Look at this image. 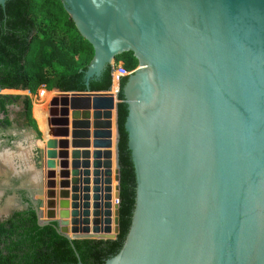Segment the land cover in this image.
Segmentation results:
<instances>
[{
  "label": "water",
  "instance_id": "95a60500",
  "mask_svg": "<svg viewBox=\"0 0 264 264\" xmlns=\"http://www.w3.org/2000/svg\"><path fill=\"white\" fill-rule=\"evenodd\" d=\"M62 2L94 55L86 92L53 91L62 98L48 109L54 140L40 148L47 182L33 209L39 226L55 223L71 244L116 239L109 119L114 109L119 200V91L91 92L89 84L132 53L138 68L123 96L135 205L120 252L105 264H264V0ZM5 92L21 91L0 89V98ZM91 137L92 154L81 145Z\"/></svg>",
  "mask_w": 264,
  "mask_h": 264
},
{
  "label": "trees",
  "instance_id": "16d2710c",
  "mask_svg": "<svg viewBox=\"0 0 264 264\" xmlns=\"http://www.w3.org/2000/svg\"><path fill=\"white\" fill-rule=\"evenodd\" d=\"M93 55L92 46L79 34L62 0H6L5 7L0 8V89L36 94L40 88H44L32 106V113L28 98H25V105L29 123L38 135L42 134L46 143L53 137L52 129L47 125L48 114L45 108L60 98L53 91L86 92L84 74ZM115 62H122L128 72L138 68V61L132 53L117 57ZM127 78L120 79V103L117 105L120 191L119 231L116 239L75 240L71 244L67 238L58 234L55 223L40 227L34 210L28 209L0 222V264H105L120 252L130 230L136 191L135 172L125 131L128 110L124 103L123 89ZM111 87L110 67L100 80L89 84L91 92H108ZM0 109L5 110L3 100H0ZM111 118V195L114 200V111ZM113 220L114 216L111 217V224Z\"/></svg>",
  "mask_w": 264,
  "mask_h": 264
},
{
  "label": "flooded vegetation",
  "instance_id": "af4514ba",
  "mask_svg": "<svg viewBox=\"0 0 264 264\" xmlns=\"http://www.w3.org/2000/svg\"><path fill=\"white\" fill-rule=\"evenodd\" d=\"M4 97L0 98V100H3L5 103V110L0 109V126H4V128H8L9 131L3 132L2 130H0L2 131V137L0 133V140L2 141L0 145V152H3L5 149L17 150L15 148V145L18 142H20L21 139L25 138L24 134L23 136H21L17 133V130L21 128L25 130L27 129L33 131L36 134L35 141H38L39 140L38 133L34 129L33 125L29 123L26 116L25 98L23 96L8 95V94H6ZM12 132H14L15 134H12ZM91 139L92 138L83 139L82 141L83 143L81 145L89 146L91 148L93 146L92 145L93 140L91 141ZM41 148H43V142L41 143ZM90 148L86 151L90 152ZM42 162H43L42 155L40 149L38 148L36 151V159H35L36 170H34V172L30 174V176H23L21 163L20 162L17 163V168H16L17 174L15 176L10 177L9 179L10 185L7 186V191L5 193L8 196L9 195L12 196L13 194L16 195L17 206H15V208H12V210H6L7 212L6 215L8 214L9 215L8 216L3 215L2 218H0V222L11 217L13 214L17 212H25L28 209H34L41 202V197L38 196V194L43 190L45 191V188L43 189V185H45L47 182L46 179L44 178L45 175L44 177L42 175L41 176L39 175L43 167ZM4 180L5 177H1V181ZM7 195H5V197L3 198L4 200L6 197H8ZM4 200L0 202L1 207L5 205Z\"/></svg>",
  "mask_w": 264,
  "mask_h": 264
},
{
  "label": "crops",
  "instance_id": "0c3cea01",
  "mask_svg": "<svg viewBox=\"0 0 264 264\" xmlns=\"http://www.w3.org/2000/svg\"><path fill=\"white\" fill-rule=\"evenodd\" d=\"M69 120H70L69 129H70V133H71V122H72L71 116L69 117ZM17 133L21 136H23V134H24V136H25V138L21 139L20 142H18L15 145V148L17 150L5 149L3 152H0V202L2 200H4L3 198L5 197V195H7L5 193L7 191V186L10 185V183H9L10 177L15 176L17 174L16 173L17 163H19V162L21 163L23 176H30V174H32L34 172V170H36L35 159H36V151H37L36 149H38L37 148L38 141H35L36 134L31 130H27V129L25 130L22 128L17 130ZM12 134H15V133L12 132ZM56 140L59 141L61 139H56ZM65 140H68V144H69L68 150H67V153H68V157H67L68 170L67 171L70 174L68 181H71V172H72L71 165L73 162L72 153L74 152L72 145H71L72 144L71 135L69 136L68 139H65ZM91 141H92V139H91ZM1 142L2 141L0 140V145H1ZM93 151L94 150L91 147L90 148L91 154L93 153ZM57 152H59V150ZM55 161L57 162V164L62 162L58 159H56ZM78 162L81 163V161H78ZM89 162H90V171L92 172V169H93L92 168V165H93L92 156H91ZM78 167H79V171L84 170V169H82L81 165H78ZM54 172L56 173V178H55L56 188L54 191L56 192V194H58V193L62 192V190H60V183L63 182L62 179L60 178V172H62V170L60 169L59 165L54 170ZM1 177H5V180L1 181ZM44 192H46V189ZM57 199H59V198H57ZM4 201H5V205L3 207H1V205H0V218H2L3 215L4 216L9 215V214L6 215L7 214L6 210H12V208H15V206H17V197L15 194H13L12 196L9 195L8 197L5 198ZM59 202H60V200H59Z\"/></svg>",
  "mask_w": 264,
  "mask_h": 264
},
{
  "label": "rangeland",
  "instance_id": "374dc122",
  "mask_svg": "<svg viewBox=\"0 0 264 264\" xmlns=\"http://www.w3.org/2000/svg\"><path fill=\"white\" fill-rule=\"evenodd\" d=\"M42 89H44L43 87L42 88H40L37 92H36V94H30V93H28V92H19V93H12L13 95H17V96H23L24 98H28L29 100H30V103H31V113H32V106H33V104L35 103V101L36 100H38L37 98H39V94H40V90H42ZM112 92L113 93H116V87H115V84H114V86H113V90H112ZM7 94V93H6ZM61 98L62 97H60L59 98V100L57 101V102H59V101H61ZM72 101V100H71ZM56 102V103H57ZM76 102L77 103H82V102H80V100H76ZM83 103H84V101H83ZM90 104H92V101L90 102ZM48 109H49V106L48 107H46L45 108V110H46V113L48 114ZM115 112V110L113 109V110H111V117H112V112ZM93 110H91V119H90V132L92 133L93 132V118H92V114H93ZM31 116H32V114H31ZM112 118H110L109 119V122H110V120H111ZM34 121V120H33ZM35 122V121H34ZM49 122H50V120H49V114H48V119H47V125L51 128V126H50V124H49ZM114 122H115V142H116V116H115V118H114ZM36 124V123H35ZM36 127H37V125H36ZM52 129V128H51ZM39 132V131H38ZM40 133V132H39ZM39 136V140H38V145H37V148H41V143L43 142V150H44V152H46L47 151V148H46V142L44 141V139H43V136H42V134L40 133V135H38ZM37 136V137H38ZM92 138V137H91ZM52 140H54V139H52ZM37 150V149H36ZM51 151V150H50ZM57 152V151H56ZM52 154V153H51ZM56 169V168H55ZM54 169V170H55ZM116 186H117V183H116V185H115V188H116ZM114 194H115V189H114Z\"/></svg>",
  "mask_w": 264,
  "mask_h": 264
},
{
  "label": "built area",
  "instance_id": "2783aa9c",
  "mask_svg": "<svg viewBox=\"0 0 264 264\" xmlns=\"http://www.w3.org/2000/svg\"><path fill=\"white\" fill-rule=\"evenodd\" d=\"M110 68H111V78H112V90H113L114 84L117 85V92L116 93L112 92L114 94V96H116V94L119 91L120 79L130 76L134 71H132V72L126 71L124 69L123 63L119 62L118 64H116L115 60L111 64ZM113 205L114 206H119V200L114 199L113 200Z\"/></svg>",
  "mask_w": 264,
  "mask_h": 264
},
{
  "label": "bare ground",
  "instance_id": "6f19581e",
  "mask_svg": "<svg viewBox=\"0 0 264 264\" xmlns=\"http://www.w3.org/2000/svg\"><path fill=\"white\" fill-rule=\"evenodd\" d=\"M116 87V92H117V85L115 84ZM5 93H11V92H5ZM116 116V113H115ZM21 144V143H20ZM116 144V143H115ZM31 151V150H30ZM33 158V157H32ZM15 160V159H14ZM116 170V169H115ZM39 172V171H38ZM38 177V176H37ZM30 186V185H29ZM41 186V185H40ZM42 187V186H41ZM113 197H114V193H113ZM15 205V204H14ZM111 227H113V223L111 224Z\"/></svg>",
  "mask_w": 264,
  "mask_h": 264
}]
</instances>
